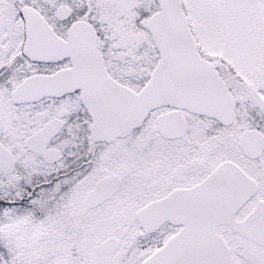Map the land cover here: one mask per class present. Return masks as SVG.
Masks as SVG:
<instances>
[{
    "label": "snow or ice",
    "instance_id": "obj_1",
    "mask_svg": "<svg viewBox=\"0 0 264 264\" xmlns=\"http://www.w3.org/2000/svg\"><path fill=\"white\" fill-rule=\"evenodd\" d=\"M0 264H264V0H0Z\"/></svg>",
    "mask_w": 264,
    "mask_h": 264
}]
</instances>
